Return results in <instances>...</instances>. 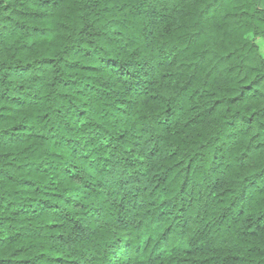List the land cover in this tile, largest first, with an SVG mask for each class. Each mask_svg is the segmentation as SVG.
<instances>
[{
	"label": "trees",
	"instance_id": "obj_1",
	"mask_svg": "<svg viewBox=\"0 0 264 264\" xmlns=\"http://www.w3.org/2000/svg\"><path fill=\"white\" fill-rule=\"evenodd\" d=\"M262 25L264 0H0V264H264ZM108 34L149 54L122 93L90 82ZM43 85L67 103L38 132Z\"/></svg>",
	"mask_w": 264,
	"mask_h": 264
},
{
	"label": "clouds",
	"instance_id": "obj_2",
	"mask_svg": "<svg viewBox=\"0 0 264 264\" xmlns=\"http://www.w3.org/2000/svg\"><path fill=\"white\" fill-rule=\"evenodd\" d=\"M264 27V25H262ZM110 34L105 35L101 38L91 37L94 40L92 45H84L85 48H94L95 51L92 52L91 63L96 65V72L94 74V79L90 81L91 83L96 84L97 87H101L102 85L107 89L110 88H120L121 93L123 92V87L121 83L117 82V76H120L121 68L126 69L128 73H135V76H121V81H126L129 79H140L143 72L147 71L148 68L143 66L142 63H136V61H145L149 60V54L144 52L142 46L138 41H135L132 38V43L129 45L127 40H118V39H109ZM71 42V41H70ZM121 45H125V47L121 48ZM109 57H114L117 60V63L112 64L108 62ZM75 59V57H73ZM154 64V60L151 61ZM35 88H40L41 85H34ZM57 91H64L63 89H57ZM39 100L37 103V107L40 108L41 112L47 111L49 112V117L46 121L40 122L38 124L36 131L38 132H47L48 125L55 124L59 125V118L53 113L52 109L60 108L61 105L67 103L66 100H62L59 97H56V92L50 90L47 85H43V91L38 93ZM167 95V94H165ZM55 97V99H54ZM129 99L133 101H137L142 99V97H136L129 95ZM159 99V97H158ZM171 102L168 99H164L162 101L163 106H170ZM163 106L159 109V111L163 112ZM134 107V106H133ZM137 119V113L133 112L131 114V120ZM146 122V121H144ZM138 124L140 121L137 122ZM81 125H83V121H81ZM127 126V125H125ZM112 131H119V129H114ZM57 138L59 135L64 134L62 130V126L56 129ZM76 138L79 139V134H76ZM98 143V141H97ZM125 147H130L131 144H125ZM90 147H95V144H92ZM107 155V152L103 153ZM97 179H102V176H97ZM242 179L241 177L237 178V182ZM135 221H133V225ZM162 230L157 223L148 224L147 221L141 227H133L129 226L126 229L127 235L124 236V239L131 240L133 245H140L141 248L145 245V241L147 237L150 235L158 234L159 231ZM121 234V233H118ZM122 235V234H121ZM154 242V241H153ZM145 257H141L144 259ZM138 264V262H137Z\"/></svg>",
	"mask_w": 264,
	"mask_h": 264
},
{
	"label": "rangeland",
	"instance_id": "obj_3",
	"mask_svg": "<svg viewBox=\"0 0 264 264\" xmlns=\"http://www.w3.org/2000/svg\"><path fill=\"white\" fill-rule=\"evenodd\" d=\"M257 44L259 45V50H260L261 54L264 56V42L261 40H258Z\"/></svg>",
	"mask_w": 264,
	"mask_h": 264
}]
</instances>
